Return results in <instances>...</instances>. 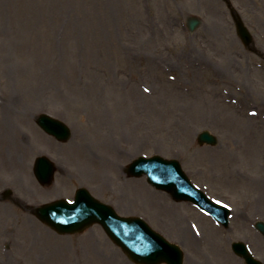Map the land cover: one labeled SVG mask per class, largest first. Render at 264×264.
Returning <instances> with one entry per match:
<instances>
[{
	"label": "rangeland",
	"instance_id": "1",
	"mask_svg": "<svg viewBox=\"0 0 264 264\" xmlns=\"http://www.w3.org/2000/svg\"><path fill=\"white\" fill-rule=\"evenodd\" d=\"M231 2L257 53L238 38L223 0H0V102L32 117L36 131L15 120L8 159L0 151V190L14 193L0 198V264H133L100 226L61 236L29 209L71 199L81 186L182 246L183 264H245L235 241L264 261V239L253 228L264 220V199L255 207L253 181L244 180L246 171L264 174V0ZM189 17L202 21L193 33ZM40 112L69 125L71 139L42 132ZM205 130L218 145L198 144ZM113 153L119 176L99 163ZM41 154L58 169L46 187L33 173ZM155 154L177 159L211 198L231 204L230 227L217 229L146 177L127 176L134 159Z\"/></svg>",
	"mask_w": 264,
	"mask_h": 264
},
{
	"label": "water",
	"instance_id": "2",
	"mask_svg": "<svg viewBox=\"0 0 264 264\" xmlns=\"http://www.w3.org/2000/svg\"><path fill=\"white\" fill-rule=\"evenodd\" d=\"M188 22L192 32L200 25V21L197 19H189ZM237 28L239 36L249 45L251 38L239 20H237ZM39 121L50 134L55 135L60 141L69 140L70 130L61 122L45 116ZM199 141L201 144L216 143L215 139L208 134L200 135ZM40 166L42 169L36 168L37 178L43 185L51 183L54 173L52 163L43 159ZM179 166L176 161H166L160 157L141 158L129 167L128 174L135 177L147 174L151 184L167 190L176 200L183 198H192L191 200H193L194 197L204 199L183 175ZM36 214L41 221L61 234L81 232L87 227L99 223L108 236L136 263L159 264L174 261L176 264H182V254L178 248L173 247L174 250L165 243L144 221L119 217L110 206L94 200L85 191H78L74 205L59 201L39 208ZM258 227L264 233V224H259ZM170 250L175 253L170 254ZM248 259L250 260L249 257Z\"/></svg>",
	"mask_w": 264,
	"mask_h": 264
},
{
	"label": "bare ground",
	"instance_id": "3",
	"mask_svg": "<svg viewBox=\"0 0 264 264\" xmlns=\"http://www.w3.org/2000/svg\"><path fill=\"white\" fill-rule=\"evenodd\" d=\"M12 111H14V106H12V105L0 108V113H2L0 115V139H1V141H0V151L1 152L3 151V149H5V147L9 148L11 146V144H12V138L11 137H12V134L14 133L13 131H14V127H15V125H14V121L15 120H19V121L25 123L26 125L28 123L30 125V127H32V129L35 131V129L33 128V125H32V117H25V115L24 116H19V114L12 115ZM251 111H253V110H250L249 114L251 116H253L251 114ZM259 114H261V112L258 113V116H259ZM235 119L238 120V117H236ZM35 134H36V131H35ZM105 148H107L106 152L109 153V150H110L109 145H108V147H106V145H105ZM4 153H5L6 158L8 159V156L6 155V152H4ZM113 154L115 156V159H113L111 161L109 160L106 163L105 162H99V163H100V166H113L115 175L119 176L120 175V171L117 168V166H119V159H117L118 158V154L117 155H116V153H113ZM22 167L23 166H17L18 171H20L19 169H21ZM99 171H101V169H99ZM262 183L264 184V181L260 180V179H256L255 182H252L253 187H254L253 191L255 193H257V196H256L257 200H255V202H254V206L255 207L259 206L261 204V201L264 199V190L261 187V186H263ZM32 235H33V233H32ZM35 236H36V233H35L33 238H35ZM49 237L52 239V237L50 235H49ZM36 238H38V237H36ZM184 239L186 241L188 240L187 234H186V237ZM37 263L41 264L42 262H40V261L38 262L37 261Z\"/></svg>",
	"mask_w": 264,
	"mask_h": 264
}]
</instances>
